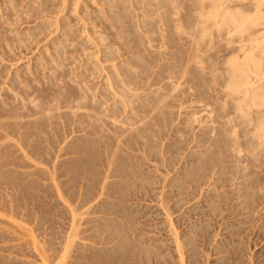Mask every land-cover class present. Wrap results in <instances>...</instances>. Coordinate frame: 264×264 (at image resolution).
<instances>
[{
  "label": "bare ground",
  "instance_id": "1",
  "mask_svg": "<svg viewBox=\"0 0 264 264\" xmlns=\"http://www.w3.org/2000/svg\"><path fill=\"white\" fill-rule=\"evenodd\" d=\"M24 1L0 0L1 54L5 58L21 53L26 57L25 51L35 52L38 44L46 41L42 33L47 42L43 43L45 48L41 45L34 56L30 55L29 60L35 62L28 64V58L22 59L26 66H20L25 67L21 71L14 68V60L9 69L16 71L11 76L8 68L0 70L6 75L0 73L4 76L0 77V182L9 179L11 183L16 176L24 178L21 185L28 187L29 196L34 195L31 202L39 192L33 190L35 185L38 189V183L41 194L54 190L56 201L64 204L58 212L61 216L67 213L69 223L65 225V219V224L62 222L64 217L58 219V213L50 216L45 212L46 217L55 216V222H62V233L55 235L60 236L57 243L46 236L43 240L47 235L44 229L48 228L43 222L44 229L38 221L43 235L39 228L36 234L32 232L35 226L31 230L30 225L38 220L37 215L36 220L33 214L31 222L28 217V225L22 221L32 233L34 241L27 243L32 242L37 253L39 250L40 262L25 258L27 250L22 257L30 264H147L145 260L151 263L152 258L169 264L170 259L175 261L173 249V254L168 246V250L160 251L159 239L154 246L156 236L148 240L149 225L145 226L149 234L144 239L148 232L140 231L143 223L136 219L142 210L140 202L151 199V204L156 202L152 206L158 207L155 216L164 219L157 220L167 225L173 236L176 264H210L212 252L205 250V239L212 242L213 251L222 254L216 258L223 264H250L251 256L246 262L239 257L234 258L235 263L226 261V253L229 255V249L236 246L233 235L237 233L230 230L232 240L228 237L226 241V224L223 242L221 229L211 232V227L216 222L213 216L219 213V218L224 217L222 213L226 215L231 206H235L234 211L239 207L242 219L249 221L252 216L259 220L264 211L260 210L258 217L253 215L260 208L256 205H262L256 204L257 200L263 199L264 205V0H93L98 5L88 2L94 6L91 11L88 0H83L86 6L82 8L88 7V11L82 13L80 0ZM64 11L62 16L58 14ZM44 13L50 18L56 13L55 19H47V15L41 19ZM82 19L80 35L83 37L84 31L88 36L84 33L85 38L76 44L79 29L75 23ZM14 23H20V27L28 24L15 31L18 24ZM55 30L58 32L53 35ZM94 47L96 50L91 51ZM79 49L91 52L85 51L81 58L82 52L75 54ZM2 191L11 202H6L9 209L14 210L10 193L3 187ZM213 191L217 194L212 195ZM205 195L212 196L203 201ZM2 197L1 193L0 204L5 206ZM49 200L53 206V198ZM132 200H142L139 207L132 202L138 211L133 209ZM43 201L39 200V209ZM4 208L0 214L6 217L9 210L4 215ZM224 208L228 212L220 213ZM10 214L9 219L1 215L0 223L7 220L8 227L12 225L13 240L19 235L25 243L31 234L28 238L19 234L17 231H24L26 226L22 230L13 226L22 222L19 224V217ZM240 218L235 224H230L234 219L230 218V228L243 226ZM11 219L13 224H9ZM54 219L50 221L53 227L58 225ZM1 227L2 232L3 224ZM250 227L245 233H250ZM7 229L5 235L10 227ZM25 232L28 234L27 229ZM35 235H39L35 238L38 242L46 240L39 249L35 247ZM240 236V240L246 239ZM49 238L54 239L51 233ZM216 238L220 242H215ZM2 241L1 247L9 239ZM14 242H10L13 247ZM165 242L160 247L164 248ZM15 245L21 249L25 244L16 240ZM7 253L0 256L8 257L9 263L18 255ZM21 261L25 263L23 258Z\"/></svg>",
  "mask_w": 264,
  "mask_h": 264
},
{
  "label": "rangeland",
  "instance_id": "2",
  "mask_svg": "<svg viewBox=\"0 0 264 264\" xmlns=\"http://www.w3.org/2000/svg\"><path fill=\"white\" fill-rule=\"evenodd\" d=\"M1 1H3V0H1ZM28 1H29V0L24 1L23 3H27ZM82 1H83V0H80V4H79V7L81 6V8H80L81 13L84 12V10L86 11V9H87L89 6H90V7H89V8H90V11H91L92 9H94V6H95V3H96V2L93 3V0H88V1L86 0L87 3L89 2V3H91V5H94V6H91L89 3H88V4L86 3V5H87L88 7H87V8H82V7H85V6H86V5H85V2H82ZM84 1H85V0H84ZM91 1H92V2H91ZM53 3H54V1H53ZM3 4H4V3H3ZM50 4H52V2H50ZM83 4H84L85 6H83ZM0 5L2 6L1 2H0ZM21 5H23V4L21 3ZM96 5H98V3H96ZM87 11H88V9H87ZM87 11H86V12H87ZM86 12L83 13V14H84V15H83L84 18H85ZM64 13H65V11H64V12H60V13H58V14H59L60 16H62ZM44 14H45V17H44V15H43V17H41V19H42V18H47V17H48L47 19H52V20H53V18L55 19L54 14H56V13H54V14L52 15L53 18H52V17L50 18V16L47 15L46 13H44ZM61 14H62V15H61ZM46 15H47V17H46ZM86 18H88V16H86ZM41 19H40V20H41ZM37 21H39V19H38ZM79 21H81V20H79ZM79 21H78V25H80V26H78L77 23H75V28H78V29H79V30H78V31H79L78 33H79V34L77 33V38H76V41H74V43H76V42L79 43L82 39H84V38H85V37H84L85 34H86V36H88V35H87L88 33H87V32L85 33V32L83 31V37H81L80 32L84 29L83 26H84V21H85V20L83 21V19H82L81 24H79V23H80ZM33 22H34V21H33ZM33 22H32L31 24H35V23H36V21H35V23H33ZM14 24H15V23H14ZM14 24H13V26H16V24H18V25H17V28L15 29V31H17V30L19 29V27H20V26H19L20 23H16L15 25H14ZM25 24H26V25H25ZM25 24H24L23 26H22V24H21L20 29H22V27H23V28L26 27L28 23H25ZM89 24L92 25L91 23H89ZM82 25H83V26H82ZM77 26H78V27H77ZM81 26H82V29H81ZM88 26H89V25H88ZM80 30H81V31H80ZM57 32H58V31L55 30V31H54V34H53V33H52V34L55 35ZM84 33H85V34H84ZM52 34H51V35H52ZM81 34H82V32H81ZM51 35H50V37H51ZM53 35H52V36H53ZM78 35H80V37H81V39H80V37H79V41H78ZM40 36H41L44 40H46V41H43V40H42V41H43V42H42L41 40H38V38H37L36 40H37L38 43L41 41V44L39 43V44H38L39 46H38V45H37V46H38L39 48H41V45H42V49H43V48H45L44 46H45V44H46V42H47V38H46V39L44 38V33H42ZM40 36H39V38H41ZM86 38H87V37H86ZM36 40L34 41V45H30L31 47L35 46V42H36ZM37 42H36V43H37ZM43 43H45V44H43ZM76 44H77V43H76ZM43 45H44V46H43ZM38 47H37V49H38ZM37 49L35 48V50H36L35 52H30V50H29V51H25V53L27 54V55L25 54L26 57L21 53L23 57H22L21 54H20V55H17L16 58L19 56L20 58L18 57V59H19L20 61H21L23 58H28V59H26V60L24 59V60L26 61V63L29 64L31 60H32V63H33V62H35L36 59H31V60H29V59H30V55H31V56H34V55L38 52ZM94 49L96 50V47H94L93 50H91V51H95ZM85 51L91 52V51H89L88 49L85 50ZM85 51L83 50V52H82V50L79 49L78 51H77V50L75 51V54H76V53L78 54V53H81V52H82V56H81V58H82L83 55H84L83 53H85ZM29 53H30V54H29ZM0 54H1V50H0ZM2 54H3V53H2ZM2 54H1V56L4 57V54H3V55H2ZM32 54H33V55H32ZM71 54H72V53H71ZM77 54H76V55H77ZM1 56H0V57H1ZM85 56H86V55H85ZM21 57H22V58H21ZM72 57H73V54L71 55L70 58H72ZM4 58H5V57H4ZM9 58H10L11 63L8 62V61H9ZM16 58H15V56H14V57H7V56H6V58H5V61H6V62H5V61L2 62L4 59H2V57H1L0 60H1V62L3 63V65H2V63L0 62V64H1V65H0V70L3 68V66H4V68H3V70H2L3 72H5L4 69H6V68L9 69V68L11 67V69H12L13 66H11V65H12V61H13V60H14L13 63H15V64H13V65H16V64H17V65H16L17 67L14 66V68H15L16 70H17L18 67L20 68V69H19L20 71L22 70V68H25L24 66H23V67H20V66H22V65H25V66H26V63L23 62V60H22V61L20 62V64H21V65H20V64H18V63H19V62H18L19 60L16 59ZM11 59H12V60H11ZM17 60H18V61H17ZM33 60H34V61H33ZM77 61H78V59H77ZM16 62H18V63H16ZM5 63H7V64H5ZM24 63H25V64H24ZM32 63H31V64H32ZM76 63H77V64H76ZM78 63H79V62H75V65H78ZM28 64H27V65H28ZM34 65H35V64H34ZM34 65H33V66H34ZM5 66H6V67H5ZM7 66H9V67H7ZM35 66H36V65H35ZM8 69H6V72H7V71H11V73L9 74L10 76H11L12 72L15 73V71H16L15 69H13V70H15V71H13V70H11V69L8 70ZM3 72L0 71V73H3ZM3 75H5V73H3ZM5 76H6V75H5ZM0 77H3V78H4V76H2V74L0 75ZM8 77H9V76H8ZM5 168H6V166H5ZM26 168H27V167H25V169H26ZM29 168H31V167H29ZM32 169H33V168H32ZM32 169H28V170H32ZM35 175H36V174H35ZM13 178H14V179H11V183H9L10 181L8 182L9 179L7 180V182L1 181V182H0V185H2V186H0V189L2 190V187H3L4 191H5L6 193H8V195H9V193H10V195H11L10 197L12 198V201H13L14 203H16V204L12 203V206H13V207L16 206V208L14 207L15 209H17L16 212H17L18 210H19V211L16 213V212H15V209L13 210L12 207H11L12 210L9 209V205H10L11 202H10V200H9L10 203L7 202L8 200H7L6 196L4 195V192H3V191L1 192V190H0V192L3 194V197H2V198H3V201H5V202H4V203H5V206H4V205L2 206V205L0 204V210H3V208L5 207V208H4V215H5V211L7 212V209H8V210H9V213L7 212L8 215H9L10 213H12V214H10V217L13 216L14 214L16 215L17 218H18V217H19V218L21 217L20 219L18 218V223H19V224H20V222L24 221V222H25L24 224H27V225H28V221H29L28 217L30 218V222H31V219H33V214H34V217H35V215H37L38 220H37V218L35 217L36 220H37V221H36L37 223L35 222V223L33 224V223L31 222V225H30V228L32 227V225H34V226L36 227V228L34 227V229H33V227L31 228V230H32V229L34 230V231H32V232H35V230L37 231V229L40 227L39 223L41 224V222H43V223H44L43 225H44V226L46 225L49 229H48V228H45V229H44V228H43V225L41 224V226H42V228L44 229V231L47 230V233H45V234H47V235H44V238H43V237H41V236L43 235V230H42V228H39L40 230H42V231H41L42 235H41V233H39L40 231L38 232V234H40V238H41V240H42V238H43V240H44V239H45V236H46V238H48V239H47L48 241H49V240H50V241H53V242H54V240L56 241L58 238H60V236H59L60 233H58V232H61V231H62V227H60V226H61V223L64 222V219H65V221H67L66 224H65V222H64L65 225H68L67 223H69V221H68L69 218H67L68 220L66 219V217H67L66 214H67V213H66V214L64 213L65 215H63V216L60 215V213H61V210H60V209H63V208H64V204H62V206H61L60 203H62V202H60L59 199H58L59 201H56V198H58V196H55L56 194L53 196V194H54V193H53L54 190L52 191V193L49 192L48 195H47V194H46V195L41 194L43 190H41V189L39 188V187H41V186H40L41 183H38L39 185H38V184H37V185H38V189H39V190L37 189L36 185L33 187V190L35 191V189H36V191H35L36 193H37L38 191H39L38 193H40V192H41V193H40L39 196H38V193H37V194H36L37 196L35 195L36 198H35L34 200H32V202L34 201V204H33V209H34V210H32V202H31V200H30V199H31L30 197H31V196L33 197L34 195L29 196L30 194H27V192H26V190L28 191V187L21 185V184H23L22 181H23L24 178H22V177L20 178V176H16V179H15V177H13ZM17 179L20 180V181L18 182ZM12 180L15 181V182H13ZM5 181H6V180H5ZM3 182H4V184H3ZM8 184H9V186H8ZM12 184H13V187H12ZM14 184H15V186H14ZM16 184H17V185H16ZM10 185H11V186H10ZM20 185H21V187L23 186L22 189H20V187H19ZM5 186L8 188V191H6V187H5ZM16 186H18L19 188L16 187ZM210 186H211V188L213 187V185H210ZM226 186H228V188H230L229 185H226ZM226 186H225V187H226ZM11 187H12V190H11ZM13 188H14V189H13ZM17 188L20 190V193H21V194H19V190H17ZM34 188H35V189H34ZM50 188H51V187H50ZM208 188H210V187H208ZM9 189H10L11 192H9ZM205 189H207L206 186H205ZM220 189L222 190V188H220ZM21 190H22V191H21ZM16 191H17V194L15 193ZM213 192H214V193H213ZM213 192H212L211 194H212V195H215V194H217L218 192H220V190L218 189V190H217V193H215V191H213ZM1 193H0V195H1ZM24 193H26V195H25ZM44 193H45V191H44ZM47 193H48V192H47ZM8 195H7V196H8ZM12 195L15 196V197L17 198V199H16V198L14 197V198H15V201H14V198L12 197ZM16 195H17V196H16ZM19 195H20V196H19ZM212 195H211V196H212ZM23 196H24V197H23ZM27 196H28V197H27ZM211 196L208 195L209 198H207L206 195H205V196L203 197L202 200H203V201H205V199L208 200V199L211 198ZM8 197H9V196H8ZM20 197H21V200H20ZM38 197H39V199H38ZM45 197L48 198V200L53 198V206H54V208H55V206H56L55 211H54V208H52L53 206H51V205H52V201L49 200V203H48V200H47ZM55 197H56V198H55ZM11 198H10V199H11ZM23 198L26 199V200L22 201ZM33 198H34V197H33ZM43 198L46 199V200L44 199L45 202L43 201ZM54 198H55V200H54ZM263 198H264V197H263ZM28 199H29V203L27 202ZM40 199H41V201H43L42 204L40 203V209H41V207H43L44 211H43L42 209H41V211H40V209H39V200H40ZM19 200H20V202H19ZM37 200H38V201H37ZM145 200H146V201H145ZM0 201H2V199H0ZM17 201H18V202H17ZM21 201H22L23 203H22ZM50 201H51V203H50ZM55 201H56V202H55ZM133 201H134V200L131 201V204H132ZM139 201H142V200H138V202H137V201H134L133 204L136 203V204H137V207H139V205L142 204V205H140V209L142 208V210H139L140 212L137 210L138 208L135 207L136 205H133V204H132V205L134 206L133 209L135 208V211L137 210V211H138L137 213H140V214H136V216H138V217H136V219H137L140 223H143L142 225H143L144 228H145V230L143 231V229L141 230V228H143V226L140 227V228H139L140 231H141V232H145V233H146V231L148 232V233H146V238H145V236H144V239H147V236H148V234H149V229L146 230L147 227H145V226H148V225H149V227H150V233H151V234L148 236V240H149L152 236H153V237H154V236L157 237L156 234H158V232L160 231L159 234H160L161 236L158 234L159 237H157V238L154 237L155 239H153V237H152V239H153V243L155 242V244H153V245L157 247V242H158L159 240H160V241H159L160 244H161L162 242L164 243L165 240H166L165 244H163V245H164V248L160 247V246H162V244L160 245V244L158 243L159 249H160V251H161V249H162V251H163V249H164V250H165V249L168 250L169 248H171V249H169V251H171L172 254H173V251L175 252L173 255H171L172 257H173V256L175 257V261H174V259H173V260L170 259L172 262H171L170 260H167V261H168V262L170 261L169 264H171V263H172V264H174V263L176 264V256H177V252L175 251L176 248H175V246H174V244H173V240H172L173 236L171 237V234L168 233V230H167L168 227H167V225L162 224L163 222H161V220L164 221L163 217L161 218V215H160L159 217H158V216H157V217L155 216V213H156V211H157L156 209H158V207L155 208V206H152V204L155 205L156 202L151 204V202H154V200L152 201L151 199H149V200H148V199H143V202H142V203L140 202V204H139ZM262 201H263V199H262ZM262 201L260 202L259 200H257L256 204L259 202V203L262 204V205H260V206H259V204L256 205V208H259V207H260V208H259V211L257 210L256 213L253 214L254 216H257V215L259 216L260 210H262V211L264 210V209H263V208H264V207H263L264 205H263V202H262ZM6 202L9 203V205H8ZM0 203H1V202H0ZM26 203H27V205H29V207L26 205ZM36 203H37V205H36ZM148 203H149V204H148ZM193 203H194V202H193ZM19 204H20V207L18 208V205H19ZM43 204H45V206H44ZM22 205H23V206H22ZM34 205H35V206H34ZM147 205H148V206H147ZM234 205H236V204H234ZM48 206H49L50 208H49ZM257 206H258V207H257ZM261 206H262V208H261ZM25 207H27V209H26ZM37 207H38V208H37ZM46 207H48V210H49V211L47 210ZM57 207H58V209H57ZM59 207H60V209H59ZM62 207H63V208H62ZM143 207H144V208H143ZM151 207H153V208H151ZM224 207L227 208V205H224ZM232 207H233V206L230 207V208H231L230 210H228V208H227V210H228L229 212H228L227 210H225V208H224V211L221 209V212H220V213H222V212H228V213H230V214L226 213V215H225L224 213H222L224 217H222V216H221V217L224 218V219H222L221 217L219 218V216H220L219 213H218L217 216H213V219H214V217H215L214 220L216 221V222H215V221H214V222L217 223V225H216L215 223L212 222L213 225H212V227H211V232H215L216 229H219L218 231L220 232V229H221V233H222V234L219 233V234L221 235V236H220V235H219V236L221 237V238H220V241H223V240H224L223 242H226V241H228V240H232V239H230V237H229V236H231V232H233V233H237V234H238V231H239V235L235 234V235H236V236H235V235L232 234V235L234 236L233 239L235 240V244H234V246L236 245L235 248L238 249V250H237V252H236L235 248H231V250L229 249V252H228V251H227V252L230 253V254L227 255V253H226V259H225V260L227 261V259H228V262H231V263H232V262H234L236 259H238V257H239V259L241 258L244 262L249 261V260L252 259V260L250 261V264H252L254 261H255L254 264H264V250H263V249H264V232H262V231H264V218H263V217H264V211H263V214L260 213V216H261V217H260V216H259V217L257 216V217L259 218V220H257V218H256V220H254V217L252 216V218H251V217H250L251 215H250V216H249V217H250V221H249L248 218H243V219H242V217H244L243 215L241 216V214L243 213V211H242L241 209H239L238 206H237L238 208H237V207H236V208H237V211H238V209H239V212L241 211L240 213H237L236 210H235L236 212L234 211L235 206L233 207V209H232ZM21 208L24 209V212H23V210H22ZM30 208H31V209H30ZM36 209H37V211H36ZM50 209H51V210H50ZM20 210H22V213H23V214H22V213L20 214ZM30 210H32V211H30ZM59 210H60V213L58 212ZM144 210H145V211H144ZM231 210L233 211V213H231V212H232ZM10 211H13V212H10ZM35 211H36V212H35ZM51 211H52L53 213H52ZM254 211H255V210H254ZM262 211H261V212H262ZM2 212H3V211H2ZM26 212H27V214H28L27 217H26V215H27ZM31 212H32V213H31ZM45 212H47L48 215L50 214V216H52V215H56V214L58 213L59 215H58V214L56 215V217L58 216V219H59V216H61L60 219H62V217H64V218H63V221H62L61 223H60V222H58V223L55 222L57 218H56L55 216L52 217V219L55 218V219L53 220L54 223H55V225L58 224L57 226H55V227H57L56 230L54 229L55 227H53V223L51 224L52 219L50 218V216L46 217V216H45ZM148 212H149V213H148ZM152 212H153L152 217H151V216H150V217L147 216V215L152 214ZM207 212H208V213H207ZM207 212H206V214L209 215L210 212H209V211H207ZM257 212H258V214H257ZM55 213H56V214H55ZM234 213H235V214H234ZM38 214H39V215H38ZM236 214H238V215H236ZM1 215H2V216H1ZM8 215L6 216V217H7V218H6V217H3V214H0V216H1L2 218H4V219H9ZM20 215H21V216H20ZM145 215H146V216H145ZM156 215H157V214H156ZM239 215H240V216H239ZM22 216H23V219H24V218H25V219L27 218L28 220H27V219H26L27 221L23 220V219H22ZM226 216H227V217H226ZM262 216H263V217H262ZM42 217H43V218H42ZM144 217H145V218L147 217L148 220H147V218H146V221H145V219H143ZM154 217H156V218H154ZM239 217H241V218H240V221L243 220V221L245 222V223H243V224L246 225V226H244V225L242 224L243 226H240V227H242V228H240V227L237 228L238 231H237V229H232V228H230V225H229L228 221L231 222V219L234 218L233 220H234L235 222H233V220H232L233 223L231 222L230 224L239 223V221H238V218H239ZM13 218H14V217H13ZM35 218H34V221H35ZM40 218H41V219H40ZM149 218H151V219H149ZM157 218H161V220H160V219L157 220ZM225 218H226V219H225ZM230 218H231V219H230ZM235 218H237V220H236ZM261 218H263V219H261ZM0 219H1V218H0ZM4 219H2V222L0 223V227H1L2 224H3V230H2V232H1V230H0V237L3 236V238H0V240H3L2 242H4V240L9 239V242L6 241V243L4 244V245L7 246V247H5L4 245H3V247H1V246H2V245H1V246H0V249H1V251H2L3 249L5 250V252H4V250L2 251V253L4 252L5 255H6V252H8V253H7L8 255H9V252H11V253H12V252H13V253L15 252V254H18L19 256L16 255V256H18V257L14 256V258H13V256H12L13 259H12V261H10V263H9V261H8V257H7L8 255L6 256L7 259H4V258H3V257L5 256L4 253H3V255L0 253V254L3 256V257L0 256L1 258H3V259L0 258V260H2L3 262H5V263H7V264H13V263H14V264H16V263H18V264H28V263H29V261H28L29 259H30V260L33 259V260H32L33 263H38L37 261L40 262V260H38V259H40V258H39V256L37 255V254L39 253V250H38V253L35 251V249L33 250L34 247H33L32 242H30V245L28 244V243H29L28 240L31 241V240L33 239V237H32V233L29 231V227H27V225H23V222L21 223V225H19V226L17 225V226H16L15 224H13V223H14V220L11 219L13 222H12V221H9V222H12V223H9V224H13V226L18 227L20 230H22V229L26 226V227L24 228V231L22 230L24 233H23L22 231H17V232H19V234H20V232H21L22 235H23L25 238H28V237H29L28 235L31 234L30 237L26 240V242H25V240H23V242H25V243H22V238H23V237H22V238L20 237L19 239H20L21 241H19V239H18V236H19V235H16V234H17V232H16L15 235L17 236V239H16V237H15V239H14L15 242H14V247H13L12 243H10L11 241H12V242L14 241L13 238H12V237L14 236V235L12 236V234H14V233L12 232L13 229L11 230L12 225H11V226L9 225L10 230H11V233H9V232H10V230H9V231H8V234H10V236H9V238H8V234L5 235V233H3V231H5L4 229H5L6 226H7V228L9 229V227H8V222H7V220H6V222H7V224H6V222H5ZM46 219H47V220H46ZM50 219H51V220H50ZM58 219H57V220H58ZM155 219H156V220H155ZM216 219H219V220H216ZM227 219H228V220H227ZM229 219H230V220H229ZM246 219H247V220H246ZM251 219L253 220V221H252L253 226H252V224L250 223V222H251ZM42 220H43V221H42ZM221 220H224V221L222 222V225H221V222H220ZM3 221L5 222V224H4ZM15 221H16V219H15ZM38 221H39V223H38ZM47 221H48V222H47ZM50 221H51V222H50ZM60 221H61V220H60ZM156 221H157V222H156ZM158 221H159V222H158ZM225 221H226V223L224 224ZM255 221H256V222H255ZM257 221H258V223H257ZM30 222H29V224H30ZM147 222H148V224H147ZM253 222H254V223H253ZM47 223H48L49 225H48ZM150 223H151V224H150ZM155 223H157L158 225L155 226V225H156ZM159 223H160V224H159ZM248 223H249L250 225H249ZM261 223H262V224H261ZM16 224H17V223H16ZM64 224H62V225H64ZM218 224L221 226V228H219L220 226H219ZM226 224H227V225H226ZM247 224H248V227H247ZM254 224H257V226H256V225L254 226ZM4 225H5V227H4ZM37 225H39V226L37 227ZM50 225H51V228H50ZM65 225H64L63 229L66 228ZM150 225L152 226V228H151ZM225 225H226V226H225ZM228 225H229V228H230V229L227 228ZM260 225H261V226H260ZM262 225H263V226H262ZM21 226H23V227H21ZM218 226H219V227H218ZM224 226H225V227H224ZM250 226H251V227H250ZM259 226H260V228H262L263 230L260 229ZM52 227H53V228H52ZM59 227H60V231H58V230H59ZM182 227H183V226H182ZM213 227H214V228H213ZM223 227L225 228L224 231H225L226 229H228V232L225 231V234H226V232L228 233L227 236L224 235L225 238H226V241H225V238H224V236H223V231H222V230H223ZM249 227H250V230H249L250 233H248V232L245 233V228H246V231H247V229H248ZM255 227H257V228H255ZM1 228H2V227H1ZM1 228H0V229H1ZM18 228H16V230H18ZM154 228H155V229H154ZM8 229H7V230H8ZM25 229H27L28 234L25 232ZM52 229H53V231H54V234H52ZM57 229H58V230H57ZM162 229H163V230H162ZM164 229H165V230H164ZM243 229H244V230H243ZM254 229H256V230L253 231ZM259 229H260V230H259ZM7 230H6V231H7ZM50 230H51V231H50ZM153 230H155V231H153ZM230 230H235V231H231V232H230ZM241 230H242V231H241ZM251 230H252V231H251ZM14 231H15V229H14ZM49 231H50L51 235H53V238H54L53 240H52V238H51V239L49 238V234H50ZM156 231H157V232H156ZM162 231H164V232H162ZM55 232H56V234H55ZM155 232H156V233H155ZM161 232H162V233H161ZM242 232H243L244 234H243ZM255 232H256L257 234H256ZM29 233H30V234H29ZM61 233H62V232H61ZM163 233H165V234H163ZM241 233H242V235L240 236ZM33 234H34V233H33ZM35 234H36V232H35ZM57 234H59L58 237L55 236V235H57ZM168 234H169L170 236H168ZM229 234H230V235H229ZM245 234H246V235H245ZM258 234L261 235V236L259 237ZM254 235H255V236H254ZM4 236H5V237H4ZM6 236H7V237H6ZM11 236H12V237H11ZM38 236H39V235H35L34 239H35V238H38ZM217 236H218V235H217ZM219 236H218V239H219ZM238 236H240V238H241V237L246 238V239H242V240L245 242V244L242 242V240H240V239L238 238ZM56 237H57V239H56ZM167 237H168V238H167ZM228 237H229V239H228ZM231 237H232V236H231ZM235 237H236V238H235ZM249 237H250V238H249ZM162 238H164V241H163ZM247 238H248L249 240H248ZM38 239H39V238H38ZM152 239H151V242H152ZM158 239H159V240H158ZM218 239L216 238L215 242H216V241H219ZM227 239H228V240H227ZM237 239H239V240L241 241V242H240V241L238 240L240 243L244 244L245 251H244V248H243V245H242V244H241V246L239 247L240 243H239V245L237 244L238 242L236 243ZM256 239H258V240H256ZM16 240H17V244H18V242H19L20 245H21V244H22V245L25 244V245H23V246L21 247V249H20V246L18 245L19 248L15 249V247L17 246V245H15V244H16ZM41 240H40V242H38V240L35 239V241H37V243H38V244H37V243L35 242V243H36L35 247H37L38 249L41 247V246H39V244H40V243H43V244H44V242L46 241V240H45L44 242H42ZM142 240H143V238H142ZM154 240H155V241H154ZM247 240H248V241H247ZM253 240H254V241H253ZM261 240H263L262 243H261ZM32 241H34V240H32ZM149 241H150V240H149ZM161 241H162V242H161ZM220 241H219V242H220ZM2 242H1V243H2ZM27 242H28V243H27ZM59 242H60V239H59V241L57 240V243H59ZM167 242H169V244H168ZM207 242H209L210 245L207 244ZM210 242H211V241H208V240L205 239V241H204L205 246H204V243H203L204 248L207 247L205 250L208 249L207 251H210L209 249H211V252H212V253L210 254L212 258H210V256H209V258H210V262H209V263L212 264V262H213V264H220V263L223 264L221 261H218L217 258H216L217 256L220 257L222 254H220V253L218 254V253L216 252V250L213 251L212 248H211V247H212L211 245H213V244H212V242H211V243H210ZM213 242H214V241H213ZM215 242H214V243H215ZM26 243H27V244H26ZM35 243H34V244H35ZM260 243H261V244H260ZM2 244H3V243H2ZM31 244H32V245H31ZM48 244H49V242H47V244H45V245H48ZM247 244H248V245H247ZM256 244H257V245H256ZM26 245H27L28 247H27ZM170 245H171V247H170ZM206 245H207V246H206ZM18 246H17V247H18ZM25 246H26V247H25ZM31 246H32V247H31ZM165 246H166V247L168 246L169 248L167 249ZM249 246H250V247H249ZM4 247L7 248L8 250H9V248H10L11 250H14V251H11V250L8 251V250H6ZM8 247H9V248H8ZM172 247H173V248H172ZM238 247H239V248H238ZM241 247H242V248H241ZM246 247L249 248V251H248V248H247V250H246ZM2 248H3V249H2ZM28 248H29V249H28ZM18 249H19V251H18ZM22 249H23V252H22ZM31 249H32V250H31ZM172 249H173V251H172ZM232 249H233V250H232ZM239 249H240V251H239ZM242 249H243V250H242ZM253 249H254V250H253ZM24 250H25V251H24ZM26 250H27L30 254H29V253H25ZM241 250H242V251H241ZM1 251H0V252H1ZM20 251L22 252V254L25 253V255H26L25 258H28V260H26L24 257H22V256H24V254L21 255V254H20V253H21ZM31 251H32V252H31ZM234 251H235V252H234ZM257 251H258V252H257ZM259 251H260V253H259ZM33 252H34V253H33ZM35 252H36V254H35ZM214 252L216 253L215 255H214ZM233 252H234L235 254H234ZM239 252H242V253H241L242 255H241ZM243 252H244V253H243ZM250 252H253V253H250ZM13 253H12L11 255H13ZM32 253H33V255H32ZM245 253H246V254H245ZM247 253H248V255H247ZM254 253H255L258 257H257ZM34 254L37 256L36 259H34V258H35V255H34ZM239 254H240V255H239ZM253 254H254V255H253ZM20 255H21V258H20ZM27 255H29V256L27 257ZM213 255H214L215 257H214ZM238 255H239V256H238ZM232 256H233V257H232ZM243 256H245L246 258H245V257L242 258ZM250 256H251V259H250ZM6 257H5V258H6ZM31 257H32V259H31ZM260 257H261V259L259 260ZM15 258H16L17 260L20 259L19 262H23V261H21L22 258H23L25 263H19ZM230 258H231V259H230ZM234 258H236V259L234 260ZM248 258H249V260H247ZM14 259H15V262H13ZM152 259H153V261H155V263H156V261H157L156 264H161V263H162L161 261H163V260L158 261V260H156V259L154 260V258H152ZM152 259H149V260H151V263H148V262H147L148 260H145V263H147V264H154V263L152 262ZM166 259H168V257H166ZM177 259H178V258H177ZM232 259H233V261H232ZM245 259H246V260H245ZM253 259H254V260H253ZM9 260H11V259H9ZM34 260H36V262H34ZM215 260H217V261H215ZM256 260H257V261H256ZM258 260H259V261H258ZM2 261H0V262H1L2 264H4ZM6 261H7V262H6ZM32 261H31V263H32ZM173 261H174V262H173ZM201 261H203L202 263H204L205 260L202 259ZM11 262H12V263H11ZM27 262H28V263H27ZM143 262H144V260H143ZM158 262H159V263H158ZM223 262H225V261H223ZM258 262H259V263H258ZM1 263H0V264H1ZM33 263H32V264H33ZM140 263H142V262H140ZM140 263L138 262V264H140ZM188 263H189V262H188ZM188 263H187V264H188ZM234 263H235V262H234ZM29 264H30V263H29ZM39 264H40V263H39ZM163 264H164V263H163ZM165 264H166V263H165ZM189 264H190V263H189ZM245 264H249V262H246Z\"/></svg>",
  "mask_w": 264,
  "mask_h": 264
}]
</instances>
